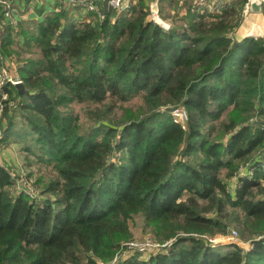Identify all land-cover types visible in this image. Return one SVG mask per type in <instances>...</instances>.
Listing matches in <instances>:
<instances>
[{"label":"trees","instance_id":"1","mask_svg":"<svg viewBox=\"0 0 264 264\" xmlns=\"http://www.w3.org/2000/svg\"><path fill=\"white\" fill-rule=\"evenodd\" d=\"M247 1L205 14L185 0L169 31L148 19L147 0L128 13L105 8L103 20L42 7L35 30L20 26L38 53L22 59L23 96L11 82L0 90V104L19 99L3 113L4 140L18 135L19 112L32 134L26 150L51 169L34 197L14 191L0 164V264L108 263L137 215L158 241L174 240L123 264H264V37L227 36ZM16 28L7 23L5 54L19 53ZM75 103L94 105L86 123ZM178 106L185 129L171 113ZM232 227L248 249L193 235Z\"/></svg>","mask_w":264,"mask_h":264},{"label":"rangeland","instance_id":"2","mask_svg":"<svg viewBox=\"0 0 264 264\" xmlns=\"http://www.w3.org/2000/svg\"><path fill=\"white\" fill-rule=\"evenodd\" d=\"M24 1V0H23ZM23 1L17 0L15 3H13V8L10 11V16L13 20V23L9 21V24H14L17 26L15 34L13 35L12 39L15 40L14 44L11 45V48L13 50H17L19 53L16 51L12 54H6L9 56V58L12 61V65L6 67L5 69H2L5 71V81L9 80L10 78H20L19 70L23 66L24 61L22 60L23 58L26 59L28 57H36L38 53L37 48H28L26 43H25V37L20 34L21 32V25L24 27L26 30L33 31L35 30V25L37 21H41L40 14L38 13L40 8H53L56 11L61 10L62 8L64 9L65 7H69V0H63V3H57L61 2V0H32L30 4L26 6V4H23ZM150 1V0H149ZM163 1V0H162ZM176 1V0H174ZM183 2L185 0H182ZM190 1L193 4V1L195 0H186ZM197 1V0H196ZM214 0H204L198 1L201 2L199 3V10L202 13L207 12H216V13H221V8L217 9L214 7ZM40 5V7H35V4ZM151 2V1H150ZM150 2H147L148 9H150ZM164 6H162V12L161 16L171 23V25H180L182 21L180 20L181 17L184 16V12H186V8L188 4L183 3L185 6L184 10L182 6L176 2L175 6L173 7V11H171L169 8H167L168 2L163 1ZM136 3V2H135ZM226 4V3H225ZM222 4L221 6L225 5ZM134 5V4H133ZM160 7V6H159ZM166 8V12L164 9ZM44 9V10H45ZM68 9V8H67ZM3 10V9H2ZM2 10L0 9V14L2 15ZM70 10V15L69 17L75 21H80L82 19V12L80 10L76 9H68ZM116 11V10H115ZM161 11V9H160ZM12 12H13V17H12ZM117 13L119 11H116ZM248 8L247 5H245L243 11H241V14L239 16H235L232 20L230 19L228 22L230 23V26L227 31V36L232 38L233 40H241L244 37L247 36H256V37H264V15L262 16H250L248 15ZM33 13L31 16V19L29 18V14ZM8 22V21H7ZM7 22L4 23V21L1 19L0 20V40L2 41L1 43V50L3 53H7L6 51V40H4V37H6L7 33ZM20 24V25H19ZM6 51V52H5ZM36 51V52H35ZM11 55V56H10ZM19 101V99H17ZM17 101L10 100L8 103L3 104V109H0V163L3 164L6 168H9V171L11 172L13 179L15 180V187L14 191H25L26 193H29L30 195H34V197H41L39 196V190L36 189L33 186V183L36 181L37 177H39L40 174L44 175L47 173V170L45 172V169H51V166L46 167L41 161H39V158L37 155L32 154L26 150L27 145L32 142L31 141V136L32 134H29L28 136L25 135L26 127L23 125L22 119L20 117V113H16L15 115V123L14 125V130L13 133H18V135H10L8 136L9 138L7 140H4L6 130L8 125V119L3 115L5 112V108L9 107L10 110L11 108H14L17 104ZM134 103L132 106H134L137 102L135 99L133 101ZM128 107H132L130 105H125ZM94 105H87L85 103L82 104H73L72 109L75 114L80 116V119L82 122L86 123L88 121L87 119V111L90 108H93ZM13 112V111H12ZM122 112L120 111L119 114ZM12 133V132H11ZM29 133V131H28ZM43 166V167H42ZM35 172L33 176L28 177V174L30 172ZM39 173V174H37ZM42 199V198H38ZM131 231L133 233V238L130 240L123 241L121 243L120 249L115 255L114 259L109 261L108 263H102L101 261L99 263L101 264H121L124 258H128L129 256H137V257H146L150 253L156 252L159 247L156 248H148L146 251L141 252V255H138V253H135L134 250L132 249H127V243L129 242H139L144 243L146 241L159 244L161 246V251H164L167 246L163 247L164 245H170L174 239H170L168 241H165L161 243L158 241L153 232L150 231V229L146 228L144 225L143 217L141 216H135L133 220L131 221ZM180 236H185L184 233H179ZM197 237L201 236L203 237L209 244L214 245V246H222V245H228L231 243H237L244 249H248L250 247V242H244L240 238V234L238 229L232 227L230 228L229 232L227 234H216L212 236L208 235H198V234H193ZM211 239L212 242L209 240Z\"/></svg>","mask_w":264,"mask_h":264},{"label":"built area","instance_id":"3","mask_svg":"<svg viewBox=\"0 0 264 264\" xmlns=\"http://www.w3.org/2000/svg\"><path fill=\"white\" fill-rule=\"evenodd\" d=\"M151 1V2H150ZM147 0V2H150V9L148 10V19L150 21H152L153 23L159 25L161 28H163L165 31H169L172 28L171 23H169L168 21H166L162 16H161V11L159 8V2L160 0ZM198 1H204V0H197ZM233 0H214V7H216L217 9H220L222 6V4L226 3V2H231ZM249 2L250 0L247 1L246 5L247 8L249 7ZM262 2V7L264 9V0H261ZM13 0H0V7L3 9L2 10V20L4 21V23H9V21L11 23H13V20L10 16V11L13 8ZM133 4H135L134 0H69V4L68 6L70 7H78L80 9V12H82V19L83 18H87L88 15H90L91 13L94 14V16L98 17L99 20H103L105 17L104 14V9H112V10H116L119 11L118 13H128L129 9L131 8V6H133ZM149 8V7H148ZM12 17H13V12H12ZM90 19V18H89ZM13 26H15L14 24H11ZM1 43L2 41L0 40V61L2 63V67H1V74H0V90H2V88L5 86V84H7L8 82H11L13 85L17 86L19 83H23V81L21 80V78H10L9 80L5 81L4 77H5V71L2 69H5L8 66L12 65V61L9 58V56H7L5 53H3V51L1 50ZM4 99H8L7 94L4 95ZM3 104H0V109H3ZM172 115L174 117L175 122L179 123L184 129L187 127V122L189 121V115H188V111L186 109L185 106H178L176 108H174L172 110ZM1 128V127H0ZM1 130V129H0ZM34 196V195H32ZM211 242L212 240L209 239ZM168 246V245H164L163 247ZM159 247V249L156 252L150 253L149 255H147L146 257H138V258H142V259H148L149 257H151L152 255L157 254L158 252H161V246L159 244H155V243H151V242H144V243H139V242H129L127 243V249H132L134 250V248L136 250L135 253H138V255H141V252L146 251L148 248H156ZM126 258L123 259L122 263L125 261Z\"/></svg>","mask_w":264,"mask_h":264},{"label":"water","instance_id":"4","mask_svg":"<svg viewBox=\"0 0 264 264\" xmlns=\"http://www.w3.org/2000/svg\"><path fill=\"white\" fill-rule=\"evenodd\" d=\"M248 15H251L252 13H260L264 15V9L262 7L261 0H250L249 7H248ZM18 92L20 96H23L25 94V87L23 83H19L17 86Z\"/></svg>","mask_w":264,"mask_h":264},{"label":"crops","instance_id":"5","mask_svg":"<svg viewBox=\"0 0 264 264\" xmlns=\"http://www.w3.org/2000/svg\"><path fill=\"white\" fill-rule=\"evenodd\" d=\"M136 3L139 1V0H134ZM163 1H167L168 2V5H167V8H169L171 11H173V7L175 6V4H176V2L177 1H174V0H171V2H169L168 0H163ZM163 1H161V2H159V8L161 9V12H162V6H164L163 4H164V2ZM179 4L181 5V6H183V1L182 0H180L179 1ZM49 9H51V8H49ZM49 9H47L46 11H49ZM163 9H164V7H163ZM183 10H184V8H183ZM164 11L166 12V8L164 9ZM163 13V12H162ZM184 14H185V12H184ZM33 15V13H30L29 14V18L28 19H31V16ZM253 15H256V16H262V14H260V13H252L250 16H253ZM1 164V163H0ZM1 165H3V164H1ZM9 169V168H8Z\"/></svg>","mask_w":264,"mask_h":264}]
</instances>
